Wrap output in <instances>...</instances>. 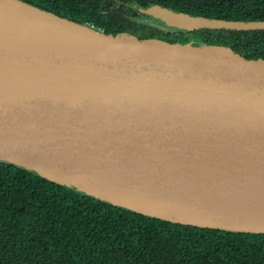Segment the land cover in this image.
Returning <instances> with one entry per match:
<instances>
[{
  "label": "water",
  "instance_id": "1",
  "mask_svg": "<svg viewBox=\"0 0 264 264\" xmlns=\"http://www.w3.org/2000/svg\"><path fill=\"white\" fill-rule=\"evenodd\" d=\"M134 8L187 31L264 20ZM137 213L264 234V57L219 44L104 33L0 0V165Z\"/></svg>",
  "mask_w": 264,
  "mask_h": 264
},
{
  "label": "trees",
  "instance_id": "2",
  "mask_svg": "<svg viewBox=\"0 0 264 264\" xmlns=\"http://www.w3.org/2000/svg\"><path fill=\"white\" fill-rule=\"evenodd\" d=\"M104 33L192 40L264 57V30L166 31L134 5L264 20V0H22ZM149 18L147 22L142 18ZM0 264H264V234L177 224L113 205L12 164L0 165Z\"/></svg>",
  "mask_w": 264,
  "mask_h": 264
},
{
  "label": "bare ground",
  "instance_id": "3",
  "mask_svg": "<svg viewBox=\"0 0 264 264\" xmlns=\"http://www.w3.org/2000/svg\"><path fill=\"white\" fill-rule=\"evenodd\" d=\"M221 213L226 215H264V210L257 208L243 209V208H224Z\"/></svg>",
  "mask_w": 264,
  "mask_h": 264
},
{
  "label": "rangeland",
  "instance_id": "4",
  "mask_svg": "<svg viewBox=\"0 0 264 264\" xmlns=\"http://www.w3.org/2000/svg\"><path fill=\"white\" fill-rule=\"evenodd\" d=\"M143 20H145V21H149V22H153L152 20H150L149 18H142ZM159 25H161L166 31H168V32H176V27H164L163 26V24L162 23H160ZM178 224V223H177Z\"/></svg>",
  "mask_w": 264,
  "mask_h": 264
}]
</instances>
